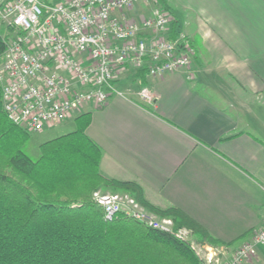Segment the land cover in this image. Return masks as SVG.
I'll return each mask as SVG.
<instances>
[{
  "label": "crops",
  "instance_id": "0c3cea01",
  "mask_svg": "<svg viewBox=\"0 0 264 264\" xmlns=\"http://www.w3.org/2000/svg\"><path fill=\"white\" fill-rule=\"evenodd\" d=\"M165 4L195 49V79L137 81L129 69L116 82L126 96L80 114L92 116L86 135L102 152L103 177L135 182L153 205L179 209L230 258L264 228V0ZM147 15L144 5L128 13ZM143 88L153 104L139 99ZM245 264H264V248Z\"/></svg>",
  "mask_w": 264,
  "mask_h": 264
},
{
  "label": "built area",
  "instance_id": "2783aa9c",
  "mask_svg": "<svg viewBox=\"0 0 264 264\" xmlns=\"http://www.w3.org/2000/svg\"><path fill=\"white\" fill-rule=\"evenodd\" d=\"M142 2L149 15L129 17ZM173 26L174 17L159 0H0V27L6 32L0 33L6 44L0 86L8 120L28 133L58 126L89 105L126 96L116 82L129 69H147L153 79L184 72L193 81L195 49ZM138 97L148 104L156 100L148 88ZM94 199L107 220L124 214L180 240L192 236L186 229L174 232L172 219H154L132 197L99 191ZM260 248L264 228L230 258L216 246H206L199 256L201 264H245Z\"/></svg>",
  "mask_w": 264,
  "mask_h": 264
},
{
  "label": "trees",
  "instance_id": "16d2710c",
  "mask_svg": "<svg viewBox=\"0 0 264 264\" xmlns=\"http://www.w3.org/2000/svg\"><path fill=\"white\" fill-rule=\"evenodd\" d=\"M5 50L0 35V55ZM135 76L145 82L148 71ZM74 122L73 132L40 145L33 158L24 151L31 135L8 120L0 86V264H201L189 241L124 214L107 220L94 194L111 188L171 218L174 232L187 228L197 243L222 244L179 209L153 205L139 184L103 177L102 152L86 135L91 114Z\"/></svg>",
  "mask_w": 264,
  "mask_h": 264
},
{
  "label": "rangeland",
  "instance_id": "374dc122",
  "mask_svg": "<svg viewBox=\"0 0 264 264\" xmlns=\"http://www.w3.org/2000/svg\"><path fill=\"white\" fill-rule=\"evenodd\" d=\"M46 1L51 2V3H55V2H57L59 0H46ZM140 5H144V3L142 2ZM0 33L3 34V35L6 34L4 28L0 27ZM79 114L80 113H76L73 118L68 119V120H65L63 125L57 126V127L53 128L51 130L50 129L48 130V128H45L42 132H39V133H30L31 139H30L29 143L26 145V147L24 148V151L29 156H31L33 158H35L36 156H38L39 153H40L39 152V146L40 145H42V144H44V143H46V142H48L50 140H53L55 138H58L60 136L66 135L68 133H71V132H73L75 130V122H74V119ZM100 192L103 193V194H118V195H121V196H124V197L125 196L131 197L129 194H127V193H125V192H123L121 190H115V189H112V188L111 189H102ZM145 211L147 213H149V214H152L153 217H154V219L159 220V221H162L163 219H171V218H162V217H160V216H158V215L150 212L148 209L145 210ZM183 229L189 230L187 228H183ZM191 235L192 236L189 237V240L188 241L191 243V246H192L193 250L195 251L197 257L199 259H201V257L199 255H202L203 253L206 252L205 251L206 246H213V245H210L208 243H197L192 233H191ZM216 247H220V246H216Z\"/></svg>",
  "mask_w": 264,
  "mask_h": 264
}]
</instances>
